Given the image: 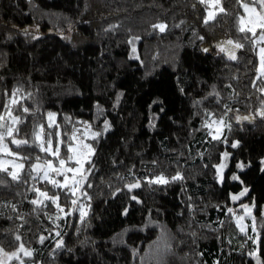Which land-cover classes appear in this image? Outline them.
Masks as SVG:
<instances>
[{
    "label": "trees",
    "instance_id": "16d2710c",
    "mask_svg": "<svg viewBox=\"0 0 264 264\" xmlns=\"http://www.w3.org/2000/svg\"><path fill=\"white\" fill-rule=\"evenodd\" d=\"M222 6L227 14L205 25L207 10L197 0H0V115L21 89L16 99L29 111L10 110L23 121L15 137L29 141L19 149L30 158L21 181L0 173V247L12 253L23 243L33 252L6 264H140L132 249L155 232L130 231L122 247L112 239L147 219L170 229L173 247L190 264H264V77L257 79L264 41L237 30L244 14L237 0ZM159 23L167 24L164 32L152 27ZM229 39L244 45L236 60L217 47ZM49 111L68 143L80 122L103 127L91 142L94 167L80 191L87 196L67 197L28 174L35 157H49L32 143L39 125L49 131ZM245 116L251 119H238ZM51 131L56 144L57 129ZM224 153L221 180L216 166ZM178 173L183 179L171 180ZM160 175L170 182H147ZM136 181L141 187L129 191ZM33 186L59 192L64 211ZM38 198L44 203H31ZM251 202L255 219L241 231L236 217Z\"/></svg>",
    "mask_w": 264,
    "mask_h": 264
},
{
    "label": "snow or ice",
    "instance_id": "6c2138e0",
    "mask_svg": "<svg viewBox=\"0 0 264 264\" xmlns=\"http://www.w3.org/2000/svg\"><path fill=\"white\" fill-rule=\"evenodd\" d=\"M197 3L200 5H203L205 9L207 10V14L204 17V24L207 25L210 21H214L218 14H227L226 10L222 6V0H197ZM237 3L242 7L244 13L246 15H238L237 16V30L240 33H244L246 38L253 39V42L255 44H259L260 42L264 41V0H248V2H243V0H237ZM196 5L194 4L193 7ZM259 8V11L257 10ZM183 23V21L181 22ZM179 27V25H176ZM154 29H158L160 32H164L167 29V24L159 23L152 25ZM257 29H259V36L257 37ZM251 34L249 37L248 34ZM135 39H139L138 37ZM200 39H203V37H200ZM133 41H129V43H132ZM225 45H228L230 47H225ZM219 48V51L221 53H227L228 58L231 60H236L237 57L235 55V50L239 48H243L244 45L240 43H236L233 40L229 39L226 41H222L217 45ZM135 51V49H133ZM205 52L208 51L207 48L203 49ZM259 56H260V68L258 71L260 72V76L257 77V79H260L261 77H264V47L259 48ZM262 92H264V89H261ZM21 92V89H16L12 93V96L9 100V103L5 106L9 111H7L6 116L0 115V153H7L11 156L17 157L19 160H27L30 159L29 157H23L18 156V153L11 152L9 149V143H6L7 138H11L10 143L15 145L18 149L24 145H28L29 141L26 139H16L15 134H18L19 128L14 127L15 125H18L22 123L23 121L19 116H13L11 112V108L14 105H19L23 112H28L29 109L27 107H24L22 104L19 103V101L16 99L17 94ZM215 94L218 95V93H210V95ZM23 98V97H22ZM28 98H31V93L28 94ZM227 107V106H225ZM259 115L264 117V107H262L261 111L259 112ZM211 117L212 114H209ZM55 113H48L47 114V127L49 131L45 134V126L43 124L39 125L37 130L33 133V140L32 143L35 144L39 150L43 153H46L48 156H51L55 158L56 163H53V159L45 158L43 162H41V157L37 156L35 157V163H32L29 167L28 174L31 176L33 180L39 178L47 183L51 184L54 189H60L64 191L65 196L67 197H75L77 192L79 191L80 187H82L83 183H87L88 181V175L91 174L92 168L94 165L91 164L90 157L94 155L95 149L92 147L91 144H86L83 142V139H80V142L78 144L74 143H68L61 139V134L59 132V125L55 123ZM238 119L242 120H249L251 117H240ZM10 121V123L8 122ZM223 124L224 121L221 119L220 121H212V124ZM212 124L205 123V127L211 128ZM55 127L57 129L55 133L56 137V144L55 148L53 147V133L51 129ZM109 125L108 122H104V130L106 131L108 129ZM226 127L230 128V124ZM91 125L85 124L84 133L85 136L88 131H90ZM79 129H75L73 132V135L71 136V141L75 142L77 140L76 132H79ZM220 129L217 128L216 132L219 133ZM45 135L47 138L45 139ZM92 139L98 138L101 133L100 132H92ZM213 139H220V136L218 134L212 135ZM239 142L233 143L231 146L236 147ZM61 144L64 145V147L67 149L66 158L61 157ZM225 160L228 157V153L223 154ZM69 162H72L73 166L66 167V164ZM8 164L12 165V168L15 170L10 171L7 167ZM88 164L89 167L87 169L84 168V165ZM227 165L226 163L222 162L220 165H217V170L220 172L223 168H225ZM244 167L243 163H240L237 165V168L242 169ZM25 171V164L24 163H17L15 161H8L0 159V173L6 174L7 176H10L13 181H21L22 177L20 175L21 172ZM35 173L34 176H32V173ZM68 173H72L71 176V183H69V175ZM50 174H54L55 176H62L63 182L60 180L51 178ZM79 176V178H77ZM222 180V175H221ZM183 179L182 175L179 173L176 176H173L171 180H180ZM232 179L237 180V176H233ZM4 181L0 179V183H3ZM27 183V181H24ZM149 184H168L170 181L168 178H166L163 175L156 176L153 179H149L147 181ZM241 183H243L241 181ZM91 187V185H88ZM127 189L131 191L134 188L141 187V183L139 181H136L135 183L126 185ZM31 191H34L38 193V197H43L44 200L51 201V203L55 204L57 208L61 212L64 211L63 208L60 207L58 201H59V195L60 193L57 192L53 196H49L47 192L40 191L39 188H36L33 186ZM248 192L247 188H244L241 193L238 196H233V200H238L241 196L246 195ZM80 195L87 196L86 192H80ZM90 199V197H88ZM133 200H136L137 198L135 196L132 197ZM44 200L36 199L31 201L33 204H43ZM72 205H77L76 199H71ZM14 207V206H13ZM243 208H245L246 211L250 214V209L248 205H242ZM74 211L77 210L76 208L73 209ZM80 218L83 220V218L87 215V212L85 211V208L83 205H81L79 208ZM229 212H232V209L228 210ZM65 215H68V213H65ZM244 217H238V223L239 221H242ZM253 219H255L253 217ZM241 231H244V227L242 226ZM57 236H59V233H56ZM16 241H20V237H15ZM45 237L41 236L40 240L43 242ZM62 240L57 242V247L62 246ZM167 247V245H165ZM23 253L24 256H32L33 252L29 249H26L23 243L19 244V247L17 251H14L12 253H8L4 251L2 247H0V264H6V260H11L13 258L20 259L19 254ZM20 264H23V260H20Z\"/></svg>",
    "mask_w": 264,
    "mask_h": 264
},
{
    "label": "rangeland",
    "instance_id": "374dc122",
    "mask_svg": "<svg viewBox=\"0 0 264 264\" xmlns=\"http://www.w3.org/2000/svg\"><path fill=\"white\" fill-rule=\"evenodd\" d=\"M259 11V8L257 9ZM243 15H246L245 13ZM259 68H260V61H259ZM48 113H55L54 111H49ZM85 124H90L91 125V129L90 131L87 132L86 136L84 133V129H85ZM75 129H79V132H76V136H77V140L75 142L71 141L69 143H74V144H78L80 142V139H83V142L86 144H91V142H93L94 139H92V132H100L102 133L103 131V127L101 126H95L89 122H80L78 124H76V127L73 129V131L71 132V136L73 135V132ZM16 139H19L17 137H15ZM97 139V138H96ZM11 138H7L6 139V143H9V149L11 150V152H15L18 153V156H22V152L20 151V149H18L15 145L10 143ZM53 147L55 148V144L53 142ZM93 147V145H92ZM62 158H66V156H61ZM0 159L3 160H8V161H15L17 163H23L24 160H19L17 157L11 156L7 153H0ZM48 159H53V163H56L55 158L49 156ZM227 159L225 160V158H222V161L219 163V165L224 162L226 163ZM36 161H34L33 163H35ZM41 162H43V160H41ZM73 166L72 162H69L68 164H66V167H71ZM7 167L9 168L10 171L15 170L12 168L11 164H8ZM85 167V165H84ZM224 169V168H223ZM223 169L220 170V172H218L219 176L222 175ZM69 175V183H71V176L72 173H68ZM51 178L60 180L61 182H63V177L62 176H55L54 174H50ZM77 178H79V176H77ZM81 191V187L79 189V191L77 192L76 195H79ZM242 205H248L249 209H250V214L248 211L245 210V208L242 207V211L239 214V216L236 217V223L239 226V228L241 229V227L243 226L244 229L246 227V225L250 222V220L253 219V208H254V204L253 202L251 203H244L241 204ZM235 209H237L235 207ZM261 212L262 215L264 216V202L262 203V207H261ZM244 217V219L242 221H239L238 223V217ZM141 231V232H147V231H153L156 233V237L149 243L147 244L145 247H142L141 249L138 248H134L132 249L133 252V256L134 258L140 263V264H190V260L180 257L177 252L176 249L173 247V242H174V237L172 232L170 231V229L161 221H152L151 219H147L145 221V223L140 226V227H129V228H125L124 230H122L120 233H118L113 239L112 242L114 245L118 246V247H122L126 245L125 242V236L130 232V231ZM165 245H167V247H165Z\"/></svg>",
    "mask_w": 264,
    "mask_h": 264
}]
</instances>
